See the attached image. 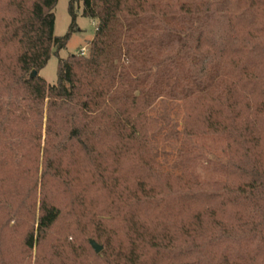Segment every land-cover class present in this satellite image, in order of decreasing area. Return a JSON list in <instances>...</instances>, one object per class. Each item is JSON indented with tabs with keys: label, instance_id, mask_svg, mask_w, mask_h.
I'll list each match as a JSON object with an SVG mask.
<instances>
[{
	"label": "trees",
	"instance_id": "1",
	"mask_svg": "<svg viewBox=\"0 0 264 264\" xmlns=\"http://www.w3.org/2000/svg\"><path fill=\"white\" fill-rule=\"evenodd\" d=\"M58 2L0 0V264H264V0Z\"/></svg>",
	"mask_w": 264,
	"mask_h": 264
},
{
	"label": "rangeland",
	"instance_id": "2",
	"mask_svg": "<svg viewBox=\"0 0 264 264\" xmlns=\"http://www.w3.org/2000/svg\"><path fill=\"white\" fill-rule=\"evenodd\" d=\"M70 0H59L55 10V31L56 37L65 36L73 24V19L69 11ZM77 18L75 21V30L73 31L68 45L65 49L53 54L48 64L38 71H33L32 76L40 75L49 85H56L58 82V66L60 59H66L69 55H75L82 51L88 55L90 51V42L93 40L96 32L97 21L82 15L83 4H75ZM229 30V29H226ZM162 113V112H161ZM182 111L178 110L174 117L181 119ZM226 143L223 140L214 137L204 139L196 145V151L192 150V155L199 156L197 163V173L203 178H219L217 169L227 160ZM193 155V156H194ZM90 250V247L85 248Z\"/></svg>",
	"mask_w": 264,
	"mask_h": 264
},
{
	"label": "water",
	"instance_id": "3",
	"mask_svg": "<svg viewBox=\"0 0 264 264\" xmlns=\"http://www.w3.org/2000/svg\"><path fill=\"white\" fill-rule=\"evenodd\" d=\"M91 246L94 249V251L99 254L103 251V247L101 245H99L96 241L91 240Z\"/></svg>",
	"mask_w": 264,
	"mask_h": 264
},
{
	"label": "built area",
	"instance_id": "4",
	"mask_svg": "<svg viewBox=\"0 0 264 264\" xmlns=\"http://www.w3.org/2000/svg\"><path fill=\"white\" fill-rule=\"evenodd\" d=\"M81 53H82L83 55H86V54H85V51H82Z\"/></svg>",
	"mask_w": 264,
	"mask_h": 264
}]
</instances>
